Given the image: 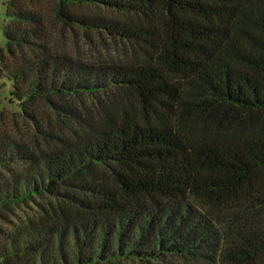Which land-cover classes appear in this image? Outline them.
<instances>
[{
	"label": "trees",
	"instance_id": "16d2710c",
	"mask_svg": "<svg viewBox=\"0 0 264 264\" xmlns=\"http://www.w3.org/2000/svg\"><path fill=\"white\" fill-rule=\"evenodd\" d=\"M2 5L0 264H264V0Z\"/></svg>",
	"mask_w": 264,
	"mask_h": 264
},
{
	"label": "rangeland",
	"instance_id": "374dc122",
	"mask_svg": "<svg viewBox=\"0 0 264 264\" xmlns=\"http://www.w3.org/2000/svg\"><path fill=\"white\" fill-rule=\"evenodd\" d=\"M42 1V0H41ZM85 10H96L94 8H86ZM109 14H113L109 12ZM7 18L5 17L4 9L0 7V46H5V38L3 35V25L6 22ZM49 26L51 30L55 33L57 37V33L59 32V22L53 18L49 17ZM62 43V42H61ZM62 47H65L67 51L73 52L74 50L80 51L83 54L84 58H91L92 54H105L114 56L115 53H120L121 46L118 42L111 41L109 38H99L96 34H90L87 36L86 33L82 32L79 29H72L65 31V38L63 39ZM99 52V53H98ZM0 115L3 118V126L10 130L15 135L23 140H28L31 135V125L22 120L20 115L15 112V110L11 109V107L3 101L0 104ZM2 111V113H1ZM162 213L160 212V215ZM173 212L171 211V215ZM168 225V224H166Z\"/></svg>",
	"mask_w": 264,
	"mask_h": 264
},
{
	"label": "crops",
	"instance_id": "0c3cea01",
	"mask_svg": "<svg viewBox=\"0 0 264 264\" xmlns=\"http://www.w3.org/2000/svg\"><path fill=\"white\" fill-rule=\"evenodd\" d=\"M0 7H1L2 9H4V7H3V5H2V0H0Z\"/></svg>",
	"mask_w": 264,
	"mask_h": 264
}]
</instances>
